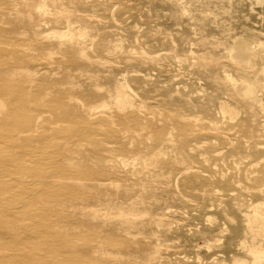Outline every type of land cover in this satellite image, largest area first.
I'll return each mask as SVG.
<instances>
[{
  "label": "rangeland",
  "instance_id": "1",
  "mask_svg": "<svg viewBox=\"0 0 264 264\" xmlns=\"http://www.w3.org/2000/svg\"><path fill=\"white\" fill-rule=\"evenodd\" d=\"M8 1V6L1 7L6 11L0 10L7 12L0 17L5 27H0L8 29L6 20L18 18L17 32L9 38L11 44L17 43L14 40L22 44L16 49L17 56L25 55L26 50L31 56L24 60L32 62L26 67L32 77L24 71L16 72L12 79L18 86L11 92L27 102V115L32 114L33 120L37 117L39 126L32 125L28 134H18L20 140L9 141L3 139L5 131L0 125L1 152L30 151L31 156L25 158L27 164L39 165L45 176L52 173L55 188L38 187L42 195L32 201V207L23 206L17 196L3 197L2 210L12 219L0 215V233L7 232L0 237V245L6 244L0 248V264H264V257L255 262L254 255L245 248L248 240L240 244L245 229L253 238L252 244L264 247L261 224L252 216L255 205L264 202V0ZM38 7L49 12L48 20L39 18ZM60 8L75 14H70L68 23L52 16L53 9ZM182 11L186 13L182 15ZM71 28L85 31L87 40L96 47L84 50L91 65L80 67L82 74L78 66H70L67 77L62 73L65 66L60 65L70 62L68 50H61L60 41L66 39H58L57 35H67ZM116 45L121 51L112 50ZM39 46L44 47L43 51L32 57ZM142 51L147 56H158L157 64L139 60L136 56ZM201 56H212L221 63L219 90L209 81L213 71L199 65ZM38 59L44 60V68ZM59 59L62 61L57 64ZM97 61L103 65L93 66ZM241 61L252 66L249 69ZM34 63L37 65L32 66ZM95 75L114 76L119 81L124 75L128 77L124 89L133 107L123 110L113 99H104L103 104L92 105V113L83 98L94 91L90 79ZM246 81L255 83L254 99L246 102L247 107L241 98ZM61 89L66 94H58ZM97 90L103 92L106 88L99 86ZM223 98L224 104L237 113L233 119L217 107ZM3 99L7 102V97ZM158 134L163 140L154 142ZM164 138L172 139L175 146L172 148ZM127 141L131 143L128 148ZM107 142L114 143L108 144V151H120L107 153L116 160L104 173V177H110H100L105 185L99 186L91 176L102 173L104 167L93 153V146H106ZM144 154L148 155L146 160ZM174 157L184 161L182 167L180 162L173 163ZM16 181L30 185L36 179L20 172ZM58 193L66 198L56 201ZM31 211L39 215L37 221L29 218ZM245 215L253 221L250 229L246 228ZM16 225L30 226L38 232L28 248L16 249L25 236L15 229ZM50 244L53 250H48ZM91 249H97L96 260L90 256ZM19 256L21 262L16 260Z\"/></svg>",
  "mask_w": 264,
  "mask_h": 264
},
{
  "label": "bare ground",
  "instance_id": "2",
  "mask_svg": "<svg viewBox=\"0 0 264 264\" xmlns=\"http://www.w3.org/2000/svg\"><path fill=\"white\" fill-rule=\"evenodd\" d=\"M19 1V0H18ZM21 1V0H20ZM41 1V0H40ZM42 1H44V0H42ZM48 2L50 1H52V0H47ZM155 1V0H154ZM165 1V0H164ZM34 1L32 0V3H33ZM75 2V1H74ZM151 3L153 2V1H150ZM149 2V3H150ZM166 2H167V0H166ZM15 3V2H14ZM28 3V2H27ZM37 3V2H36ZM35 3V4H36ZM38 3H39V0H38ZM155 3V2H154ZM172 3V2H171ZM170 3V4H171ZM175 3V2H174ZM16 4V3H15ZM15 4H13L14 6H15ZM30 4V3H29ZM29 4L27 5V6H29ZM61 4V3H60ZM87 4V3H86ZM9 5V1L8 0H0V10L1 9H4V8H1L2 6L4 7H6V6H8ZM37 5L38 4H36V7H37ZM46 5V4H45ZM149 5H151V4H149ZM152 5L154 6V8H155V5L152 3ZM172 5V4H171ZM174 5V4H173ZM11 6H9V8H10ZM54 7H55V5H54ZM59 7V6H58ZM120 7H121V5H120ZM180 7V5L178 6V8ZM12 8V7H11ZM15 8V7H14ZM17 6H16V10H17ZM34 8V7H33ZM32 8V9H33ZM124 8L125 9H127V6L125 7L124 6ZM130 8V7H129ZM149 8V7H148ZM182 8V10H183V7H181ZM38 9V10H37ZM36 9V12H37V15L39 16V18L41 17V18H46L47 20H48V18H49V16H50V14H49V12H47L46 11V9H45V7L43 8V7H38ZM85 9V8H84ZM133 9V8H132ZM150 9V8H149ZM156 9V8H155ZM180 9V8H179ZM190 9V8H189ZM31 10V9H30ZM29 10V11H30ZM54 10V12H55V14L54 15H52L53 17H54V19H56V20H60V19H66L65 20V23H68V22H66V21H68V20H70L69 19V17H71L70 16V14H72L73 15V13H69V12H66V11H63V9H53ZM93 10V9H92ZM2 11V10H1ZM4 11H6L5 9H4ZM28 11V12H29ZM50 11V10H49ZM68 11V10H67ZM71 11V10H70ZM134 11V10H133ZM183 12V11H182ZM6 13L7 12H0V17L1 16H3V15H6ZM14 13V12H13ZM32 13H34V12H32ZM51 13V12H50ZM186 12L184 11L183 13H182V15H184ZM10 14V13H9ZM34 14H36V13H34ZM133 14V13H132ZM75 15V14H74ZM73 15V16H74ZM80 15V14H79ZM10 17V16H9ZM78 16L76 15V18H77ZM14 18V17H13ZM31 17H29V19H30ZM44 18V19H45ZM79 18V17H78ZM72 19V18H71ZM36 20H39L38 19V17H37V19ZM62 20V21H63ZM77 20V19H76ZM7 21V25H10L9 26V28L8 29H2L1 27H0V37L4 40L3 42H5V40H8V41H6V42H9L10 41V43H3L2 42V40L0 41V43L2 42L3 44H4V46H6V45H8V46H10V48H4V46H2V47H0V125H1V127H3L4 128V133L2 134L3 135V139H5V140H9V141H18V140H20L19 138H17V136H18V134H28L29 132H31L30 131V129L32 128V125L34 126V127H37V126H39V123L37 122V120H36V118L37 117H35V119L33 120V115L31 114H28L27 115V111H29L27 108H25L24 106H26L27 105V102H25V100L24 99H22V98H19V96H17V94L15 93V94H13V92H11V90L12 89H14L16 86H18L17 85V83H15L14 81V79H12V77H13V75L16 73V72H21V71H24V73H26L27 75H29V76H31L32 77V75H31V73L28 71V69L26 68L27 67V65L29 64L30 65V63H32V62H30V63H27L24 59H27V60H29V56H31V55H27V52H26V50H24V53H25V55H23V56H21V57H19V56H17V48L18 47H22V44H19V42L20 41H16V40H14V42L16 43V44H14L13 42V44H11V39L9 38V36L11 35V36H15V34H16V32H17V30H16V26H17V24H18V18H16V19H12V20H10V19H8V20H6ZM44 22H46V20H43ZM73 21H74V17H73ZM72 20H71V22H73ZM86 21V20H85ZM50 22V21H49ZM56 22V21H55ZM3 23V22H2ZM10 23V24H9ZM17 23V24H16ZM58 23H60V22H58ZM57 24V23H56ZM105 24V23H104ZM0 25H3V24H0ZM16 25V26H15ZM95 25V24H94ZM116 25V24H115ZM202 25V24H201ZM4 27H5V25H3ZM67 26H69V25H67ZM100 26H102V25H100ZM203 26V25H202ZM201 26V27H202ZM18 27V26H17ZM27 27V26H26ZM82 27H84V26H82ZM198 27H200V26H198ZM67 28H69V27H67ZM88 28V27H87ZM202 29V28H201ZM27 31L28 30H30V29H26ZM26 31V32H27ZM31 31V30H30ZM32 32V31H31ZM35 32V34L37 33L36 31H34ZM69 34H60V35H57L58 36V39H61V38H65L66 40H64V41H60L61 43H62V48H61V50L63 51V49H66V50H68V52H69V55H68V58L70 59V62H61L60 63V65L61 66H65V69L63 70V74L65 73V75L68 73V68L71 66V67H77L78 69L80 68V67H87V66H90L91 65V63H89L88 62V59L86 58L87 56V54H85L86 52H84V50L85 49H87L88 47H89V50L91 51V50H93V48H95L96 47V44H94V42H92V40H87V37H88V34L85 32V31H82L81 29H79V28H76V29H70L69 31ZM28 33V32H27ZM61 33H62V31H61ZM130 34V33H129ZM133 34V33H132ZM33 35V34H32ZM25 36V35H24ZM28 36V35H27ZM35 36V35H34ZM92 36V35H91ZM90 36V37H91ZM35 37H37V36H35ZM93 37V36H92ZM91 37V38H92ZM5 38H8V39H5ZM46 38H48V37H46ZM152 38V37H151ZM44 39V38H43ZM166 39V38H165ZM181 39V38H180ZM205 39V38H204ZM204 39L202 38V41H201V44H203V43H205L206 41H204ZM36 40V39H35ZM46 40V39H45ZM54 40H57V38L56 39H54ZM164 40V39H163ZM150 41V40H149ZM44 42V41H43ZM43 42H40V43H43ZM59 42V41H58ZM58 42H56L57 43V45L59 44ZM117 42V41H116ZM1 43V44H2ZM22 43V42H21ZM35 43H37V42H35ZM39 43V42H38ZM45 43H47V42H45ZM187 43V42H186ZM0 44V45H1ZM6 44V45H5ZM24 44V43H23ZM34 44V43H33ZM114 44V43H113ZM112 44V45H113ZM160 44V43H159ZM184 44V43H183ZM199 44H200V42H199ZM206 44V43H205ZM232 44V43H231ZM111 44H109V46H110ZM163 45V44H162ZM185 45V44H184ZM121 46V45H120ZM203 46H204V44H203ZM202 46V47H203ZM57 47V46H56ZM12 48V50H8V49H11ZM26 48V47H25ZM43 48L44 47H42V46H39V47H35L34 48V51L35 52H33V54H32V57H33V55H34V58L35 57H38L39 55V52H42L43 51ZM118 48H119V46H114L113 48H112V50L113 51H117L118 50ZM230 48V50L231 51H234L233 50V48L232 47H229ZM46 49V48H45ZM58 49H60V48H58ZM97 49V48H96ZM109 49V48H108ZM108 49H106L105 48V51H108ZM47 50V49H46ZM53 50V49H52ZM55 50V49H54ZM53 50V51H54ZM119 50H120V48H119ZM59 50H57V52H58ZM121 51V50H120ZM181 51V50H180ZM110 52V51H109ZM50 53V52H49ZM55 53H56V50H55ZM108 53V52H107ZM230 53V52H229ZM106 54V53H105ZM116 54V53H115ZM122 54V53H121ZM52 54H50V56H51ZM114 55V54H113ZM160 55V54H159ZM42 56V55H41ZM44 56V55H43ZM109 56V55H108ZM111 56V55H110ZM249 56V55H248ZM31 57V58H32ZM47 58H49V56H46ZM53 57V56H52ZM136 57H138V59L139 60H142V61H147V62H151L150 64H153V63H156L157 61H158V56H156V57H152V56H147L146 55V53L144 52V51H142V52H140V53H138L137 54V56ZM210 57V56H209ZM250 57V56H249ZM44 58H45V56H44ZM51 58V57H50ZM229 58H230V56H229ZM236 58V57H235ZM239 58H241L240 56H239ZM37 59V58H36ZM52 59V58H51ZM56 59H58V58H56ZM199 59V65L200 66H205V67H209L210 68V71L212 70L213 71V73H212V71H211V73H212V75L211 76H209V81H210V83H212V84H214V86H216V88L218 87L217 86V77H219L220 75H218V72H221L220 71V69L222 68L223 69V67L221 66V63H219L218 61H216L214 58H212V56L208 59V58H206L205 56H201V57H199L198 58ZM217 59V58H216ZM62 61V59H59L58 61H56L57 62V64H59L58 62L59 61ZM99 60V59H98ZM229 60H231V59H229ZM238 60V59H237ZM38 61H39V59H38ZM44 60H40L39 62H40V67L43 65V68L45 67L44 66V64H45V62L42 64L41 62H43ZM50 61V60H49ZM53 61V60H52ZM63 61H65V60H63ZM67 61V60H66ZM93 61V60H92ZM102 61V60H101ZM38 62V63H39ZM54 62V61H53ZM104 62V61H103ZM37 63V62H36ZM47 64L46 65H48V62H46ZM50 64L52 63L51 61L49 62ZM55 64V63H54ZM68 64V65H67ZM106 64V63H105ZM157 64V63H156ZM240 64L242 65L243 64V66L245 65V67H247V68H249L250 69V67L252 66V65H250V63L249 62H245V61H241L240 62ZM28 65V66H29ZM33 65H37V64H32V66ZM73 65V66H72ZM93 65V64H92ZM96 65H98L99 67L101 66V65H103L102 63H100L99 61H97L96 63H95V65H93V66H96ZM231 65L232 66H236L233 62H231ZM31 66V65H30ZM29 66V67H30ZM61 66H60V68H61ZM39 67V68H40ZM229 67V66H228ZM42 68V67H41ZM93 68V67H92ZM105 68V67H104ZM117 68V67H116ZM208 68V69H209ZM82 69V68H81ZM86 69V68H85ZM84 69V70H85ZM245 69V68H244ZM60 70V69H59ZM83 70V69H82ZM82 70H80L79 69V72L81 73V72H83ZM90 70V69H89ZM87 71V72H89V73H92V71L90 72V71ZM263 71V73H264V68L262 69ZM38 70H36L35 72H37ZM106 71V70H105ZM254 71V70H253ZM57 72V71H56ZM78 72V71H77ZM77 72H75V74L77 73ZM205 72V71H204ZM206 72H209V71H207L206 70ZM224 72V71H223ZM243 72V71H242ZM38 73L39 72H37V74L36 73H34V75L36 74V75H38ZM107 73L109 74V70L107 71ZM33 74V73H32ZM82 74V73H81ZM84 74V73H83ZM103 74V73H102ZM134 74H135V72H134ZM223 74V73H222ZM90 75V74H89ZM105 75H107V74H105ZM41 76V75H40ZM43 76V75H42ZM67 77L68 76H70L69 74L68 75H66ZM85 76V75H84ZM204 76V75H203ZM73 77H75V76H73ZM81 77V76H80ZM116 77V76H115ZM142 77V76H141ZM226 76H224V78H225ZM228 77V76H227ZM227 77H226V80H227ZM14 78V77H13ZM91 78L92 79H90V80H92L91 82L93 83V87H94V91H89V93H87V98L86 99H84L83 98V100L85 101V103H86V107L87 108H90L91 109V107H93L92 105H94L95 103H97V102H101L100 104H103V101H104V99H107V100H110V99H113L114 100V102H115V104L117 105V106H119L121 109H123V110H125V108L128 106V107H130V106H132V104H131V102H130V100H129V95H128V93H127V91L124 89L125 88V86H124V83H126L125 85H127L128 83H127V79L126 78H128V77H125V75H124V80H121V81H119V80H116L115 78H114V76H105V77H102V76H99V75H95V76H91ZM123 78V77H122ZM206 78V77H205ZM220 78V77H219ZM80 79V78H79ZM83 79V78H82ZM86 79H87V77H86ZM138 79V78H137ZM85 80V79H84ZM125 80H126V82H125ZM225 80V79H224ZM225 80V81H226ZM71 81V80H70ZM80 81V80H79ZM78 81V82H79ZM123 81V82H122ZM131 81V80H130ZM208 81V80H207ZM228 81H229V77H228ZM72 82H74V81H72ZM71 82V83H72ZM78 82H77V84H78ZM81 82V81H80ZM89 82V81H88ZM87 82V83H88ZM132 82H134V79L132 80ZM70 83V84H71ZM84 83V82H83ZM90 83V82H89ZM91 83V84H92ZM208 83V82H207ZM209 83V84H210ZM225 83V82H224ZM68 84H69V82H68ZM73 84V83H72ZM81 84V83H80ZM211 84V85H212ZM74 85V84H73ZM72 85V86H73ZM90 85V84H89ZM228 85H229V83H228ZM78 86H79V84H78ZM83 86H84V84H83ZM101 87V86H103V87H105L106 88V90L105 91H103V92H98V90H97V88L98 87ZM128 86V85H127ZM126 86V87H127ZM245 86L246 87H243L242 89H241V92H242V97L241 98H243V102H242V104H245L246 102H248V101H251L252 102V99H254V97H252L253 95V87L255 86V83H254V81H252V82H245ZM222 87H224V86H222ZM229 87V86H228ZM234 87V86H233ZM18 88V87H17ZM78 88V87H77ZM84 88V87H83ZM235 88V87H234ZM72 89V88H71ZM75 89V88H74ZM80 89H81V87H80ZM218 89V88H217ZM216 89V90H217ZM221 89V88H220ZM233 89V88H232ZM237 89V88H236ZM75 90H77V89H75ZM78 90H79V88H78ZM82 90V89H81ZM101 90V89H100ZM102 90H103V88H102ZM219 90V89H218ZM217 90V91H218ZM59 91V93L58 94H60L61 96L63 95V94H66L65 93V91H64V89H61V90H58ZM161 91V90H160ZM234 91H237V90H234ZM71 92V91H70ZM221 92V91H220ZM232 93V92H231ZM233 94H234V92H233ZM237 94H238V92H237ZM218 95V94H217ZM129 96V97H128ZM238 96H240V95H238ZM3 97H7V102L6 101H4V99H3ZM64 97V96H63ZM72 97V96H71ZM62 97H60V99H61ZM97 98H99V100L97 99ZM74 99H76V98H73V100ZM224 99L225 98H223V100H222V102H219L220 104H218V105H220V106H218L217 105V107H220V111L224 114V115H228L229 116V118H231V119H233L232 117L233 116H235L237 113H236V111L235 110H233L231 107V109L230 108H228V106H229V104H228V106H226L225 104H224ZM239 99V98H238ZM69 100H71V98H69ZM187 100V99H186ZM234 100V99H233ZM75 101H77V99L75 100ZM131 101H132V99H131ZM189 101V100H188ZM238 101V100H237ZM239 101H240V99H239ZM108 102V101H107ZM241 102V101H240ZM245 102V103H244ZM250 102V103H251ZM256 102H258L257 101V99H256ZM82 105H83V103L82 102H80ZM106 103V102H105ZM199 103V102H198ZM77 104H79L78 102H77ZM76 104V105H77ZM187 104H189L188 102H187ZM240 104V103H239ZM71 105V104H70ZM69 105V106H70ZM75 104L74 105H72L73 107L74 106H76ZM133 105H134V103H133ZM193 105V104H192ZM247 103H246V107H247ZM71 106V107H72ZM84 106V105H83ZM186 106V105H185ZM81 106H78V110L80 109L81 111H82V109L80 108ZM97 107V106H96ZM105 107V106H104ZM133 107V106H132ZM131 107V108H132ZM140 107V106H139ZM138 107V108H139ZM143 106L141 105V108H142ZM85 108V107H84ZM106 108V107H105ZM130 108V109H131ZM193 108H195L194 106H193ZM187 109L188 110H192V108L191 107H189L188 108V106H187ZM79 110V111H80ZM93 109H91V111H92ZM107 110V109H106ZM134 110V109H133ZM133 110H131V111H133ZM136 111H137V109H135ZM196 110V109H195ZM205 110V109H204ZM207 110V109H206ZM262 110H264L263 108H262ZM105 111V110H104ZM118 110L116 109V112H117ZM203 111V110H202ZM261 111V110H260ZM97 112V111H96ZM102 112V111H101ZM106 112V111H105ZM121 112V111H120ZM128 112V111H127ZM139 112V111H138ZM84 113V112H83ZM92 113H93V111H92ZM99 114H101L100 112H98ZM98 113H96V114H98ZM103 113V112H102ZM106 113H108V112H106ZM192 113V112H191ZM204 113V112H203ZM206 113H207V111H206ZM250 113V112H249ZM264 113V112H263ZM90 113H88V114H86V116H88ZM95 114V113H94ZM99 114L96 116V115H94V117L96 116V117H98L99 116ZM109 115H110V113H108ZM107 114V115H108ZM201 114V113H200ZM247 114V113H246ZM118 115V114H117ZM119 115H121V114H119ZM199 115V114H198ZM103 116V115H102ZM112 115H110V117H111ZM171 116V115H170ZM247 116H248V114H247ZM89 117H90V115H89ZM94 117L92 118V119H94ZM95 117V118H96ZM104 117V116H103ZM107 117V116H106ZM121 118H123L124 119V117H123V115L122 116H120ZM119 117V118H120ZM131 117V116H130ZM250 117V116H249ZM254 117V116H253ZM99 118V117H98ZM100 118H102V117H100ZM107 118H109V117H107ZM120 118V119H121ZM182 118V117H181ZM188 118V117H187ZM226 118V117H225ZM89 119V118H88ZM112 119V118H111ZM114 120H115V118H113ZM254 119V118H253ZM32 120V121H31ZM122 120V119H121ZM125 120V119H124ZM172 120V119H171ZM187 120V119H186ZM246 120V119H245ZM245 120H243V121H245ZM132 121V120H131ZM188 121H189V119H188ZM194 121V120H193ZM111 122V121H110ZM196 122V121H195ZM242 122V121H241ZM250 123L252 122V121H249ZM172 123V122H171ZM183 123H185V122H183ZM203 123V122H202ZM244 124H246V121L245 122H243ZM97 124V123H96ZM240 124V123H239ZM91 125V124H90ZM99 125V124H98ZM177 125H178V123H177ZM185 125H187V124H185ZM101 126V125H100ZM94 127V126H93ZM140 127V126H139ZM171 127V126H170ZM202 127V126H201ZM213 127V126H212ZM238 127V126H237ZM242 127V126H241ZM186 128V126L183 128V129H185ZM208 128V127H207ZM215 128V127H214ZM249 128V127H248ZM90 129H93V128H90ZM97 129V128H96ZM205 129H206V126H205ZM209 129V128H208ZM95 130V129H94ZM171 131H172V129H171ZM174 131V130H173ZM248 131V130H247ZM249 131H251V130H249ZM190 132V131H189ZM199 133V132H198ZM125 134H127L126 132H125ZM122 136V135H121ZM128 136H129V133H128ZM163 136V135H162ZM123 137V136H122ZM126 137H127V135H126ZM131 137V136H130ZM177 137V136H176ZM180 137H181V134H180ZM179 137V138H180ZM142 137H140L139 139H141ZM167 138V137H166ZM166 138H164L165 139V141L167 142V143H169V145L171 144L172 145V148L175 146V142H173V140L171 139H167L166 140ZM185 138V137H184ZM144 139V138H143ZM124 140H126V139H124ZM155 140H156V142H159V141H161V140H163V138L161 137V136H159V134H158V136H156V138L154 139V142H155ZM179 140V139H178ZM115 141V140H114ZM131 141V140H130ZM133 141V140H132ZM139 142H142V141H140V140H138ZM113 142V141H112ZM112 142H107V147L105 146V145H97V144H95V146H93V153H95V156L97 155V158H98V160H99V162H100V164L104 167V170H103V172L102 173H100L99 175H96V176H91L92 178L91 179H94V181H96V185H99V186H101V184H103V182L105 183V181L104 180H102V179H100V177H103V178H105L106 177V179H107V177L109 178L110 176H107V174H106V176L104 177V173L105 172H107V171H109V167L111 168V166H113V160H114V158H115V160H116V157H114L113 155H108V154H111V151L114 149H116L117 151H120V150H118L117 148H113L111 151H108V149L110 150V148H108V144H110V145H112V144H114V143H112ZM117 142V141H116ZM128 142V141H127ZM134 142V141H133ZM144 142V141H143ZM142 142V143H143ZM153 142V143H154ZM130 142H128V144L127 145H125V146H127V148H128V145H131V143L129 144ZM145 143V142H144ZM195 143V142H194ZM116 144V143H115ZM137 144V143H136ZM146 144V143H145ZM180 144V143H179ZM118 145H119V143H118ZM123 145V144H122ZM140 145V144H139ZM143 145V144H142ZM162 145V144H161ZM165 145V144H164ZM163 145V146H164ZM169 145H167V146H169ZM106 147V149L107 150H105V148H103V147ZM133 146V145H132ZM146 146V145H145ZM118 147V146H117ZM123 147V146H122ZM119 148V149H123V148ZM141 147V146H140ZM139 147V148H140ZM149 147V146H148ZM177 147V146H176ZM64 148H65V146H64ZM112 148V147H111ZM130 148V147H129ZM133 148V147H132ZM138 148V149H139ZM156 148H158V147H156ZM168 148V147H167ZM171 148V149H172ZM134 149V148H133ZM1 150H3V148H0V215L3 217V218H8L9 216H10V219H12L11 218V215H9V214H4V212H3V210H2V208L4 207L3 206V204H5L4 202H3V197L4 198H8V197H11V198H15V196H17V197H19L18 199H19V201H20V203L23 205V206H25V207H32L33 205V200L34 199H37L38 198V196L40 195H42V191H39V189H38V187H40V188H42V189H44V188H52V187H54L55 188V183H54V178H53V174L52 173H49V174H47V176H45V173L42 171V169H41V167L39 166V165H36V164H33V166H30L29 164H27V162H26V160H25V158H27L28 156H31V155H29V152L30 151H27V150H25L24 151V153H16V154H14V152H12V153H8V154H3L2 152H1ZM126 150V149H125ZM162 150V149H161ZM176 150H177V148H176ZM194 150V149H193ZM127 151V150H126ZM140 151V150H139ZM154 151H156V150H154ZM171 151V150H170ZM174 151H175V149H174ZM182 151V150H181ZM178 152V151H177ZM106 153V154H105ZM108 153V154H107ZM124 153V152H123ZM126 153V152H125ZM130 153V151L128 152V154ZM136 153V152H135ZM139 153V152H138ZM176 152H173V155L175 154ZM179 153V152H178ZM184 153V152H183ZM186 153L188 154V152L186 151ZM185 153V154H186ZM137 154V153H136ZM136 154H134V155H136ZM146 154V153H145ZM144 154V157H145V160H146V156H148V155H145ZM152 154H153V152H152ZM137 155H140V153L139 154H137ZM179 155V154H178ZM178 155H177V158H178ZM182 155V154H181ZM184 155V154H183ZM189 155V154H188ZM187 155V156H188ZM151 156V155H150ZM186 156V155H185ZM184 156V157H185ZM186 156V157H187ZM128 157V156H127ZM135 157H137V156H135ZM181 157V156H180ZM129 158V157H128ZM136 159V158H135ZM138 159V158H137ZM155 159V158H154ZM180 159V158H179ZM181 159H182V157H181ZM186 159V158H185ZM114 160V161H115ZM143 160L144 159H142V162H143ZM149 160V159H148ZM151 160V159H150ZM149 160V162H151ZM173 160V163L175 162V161H177L178 163L180 162L178 159L176 160L175 159V157H174V159H172ZM122 161H123V159H122ZM157 161V160H156ZM192 161V160H191ZM190 161V162H191ZM68 162V161H67ZM142 162H140V163H142ZM146 162V161H145ZM144 162V163H145ZM148 162V161H147ZM148 162V163H149ZM182 162L184 163V161L182 160ZM182 162H180L181 163V167H182ZM186 162V161H185ZM120 163V162H119ZM119 163H117V165L119 164ZM122 163V162H121ZM124 163H126V162H124ZM152 163V162H151ZM150 163V164H151ZM157 163V162H156ZM177 163V164H178ZM112 164V165H111ZM127 164V163H126ZM188 164V163H187ZM143 165V164H142ZM175 165V164H174ZM179 165V164H178ZM177 165V166H178ZM116 166V165H115ZM122 166V165H121ZM147 166V165H146ZM180 166V165H179ZM174 167V166H173ZM180 167V168H181ZM184 167V166H183ZM114 168V167H113ZM117 168H119V167H117ZM262 168H264V167H262ZM183 169V168H182ZM189 169V168H188ZM187 169V170H188ZM190 169H191V167H190ZM189 169V170H190ZM184 170V169H183ZM182 170V171H183ZM261 170V169H260ZM186 171V170H185ZM20 172H26L28 175H29V177H35V179H36V181L33 183V184H30V185H24V184H27V183H22V182H19V181H16V177H17V175H19V173ZM184 172V171H183ZM182 172V173H183ZM189 173L191 172V171H188ZM264 171H262V173H263ZM188 173V174H189ZM259 173H261V172H259ZM168 174V173H167ZM187 174V173H186ZM161 176V175H160ZM262 176V175H261ZM95 177V178H94ZM113 178V177H112ZM262 178H264V176L262 177ZM261 178V179H262ZM90 179V178H89ZM115 179H117V178H115ZM261 179H260V181H261ZM88 180V179H87ZM182 180V179H181ZM257 180V179H256ZM109 181V180H108ZM108 181H106V182H108ZM116 181V180H115ZM111 183V182H110ZM109 182L107 183V184H110ZM262 183V182H261ZM91 185V184H90ZM103 185H105V184H103ZM262 185H263V183H262ZM18 191L17 193H14L13 192V187ZM256 189V188H255ZM264 190V189H263ZM71 191H73V189L71 190ZM262 191V190H261ZM74 193V192H73ZM72 193V194H73ZM256 193V192H255ZM46 193H44L43 195H45ZM71 194V195H72ZM256 194H259V192L258 193H256ZM91 196H93V195H91ZM66 197H65V195H62V194H60V193H58L57 194V196L55 197V199H56V201H61V200H64ZM95 199H96V197H95ZM93 200V199H92ZM233 201V200H232ZM242 201V200H241ZM235 202V201H234ZM259 209V210H258ZM90 210V209H89ZM254 213H253V215L252 216H254L253 218H254V221H259V223L261 224V228H262V230L264 231V202L263 203H257V205H255V208H254V211H253ZM95 214V213H94ZM38 214H36L35 212H30V214H29V218H31L32 220H34V221H37L39 218H38ZM245 221H246V228H249L250 229V225H252L253 223V221H251L250 219H249V216L247 217V215H245ZM104 221V220H103ZM159 221V220H158ZM161 222V221H160ZM94 224H95V221L93 222ZM162 223H163V221H162ZM97 224V223H96ZM100 224V223H99ZM91 225V224H90ZM102 225V224H101ZM17 226V225H16ZM93 226H96V225H93ZM244 226V225H243ZM91 227H92V225H91ZM17 231H19V229L20 230H22L23 231V233L25 234V236H24V238H23V240H20V243L18 244V246H15L16 247V249H18L19 250V247L20 246H24L25 248H28L29 247V245H28V243H30L31 242V240H33L35 237H36V235H39L38 234V232H36V231H32L31 230V227L30 226H24V225H18L16 228H15ZM253 229V228H252ZM248 230V229H247ZM221 231H222V229H221ZM255 231V230H254ZM263 231L261 232L262 234H264L263 233ZM250 232H252V231H250ZM7 232L6 231H2L1 233H0V237L1 236H3V234H6ZM244 238L243 239H241V241L242 240H244L245 241V239L246 240H248V246L247 247H245L246 249H248V251H249V253L251 252L253 255H254V260H255V262L258 260V259H260L261 257H264V247L262 246V245H260L259 243V245L257 244V245H254V244H252L253 243V238L252 239H250V235H249V231H245V229H244ZM254 233H256V232H254ZM254 235H257V233L256 234H254ZM261 237V236H260ZM263 240H264V237H263ZM244 241H242V242H240V244L242 243V244H244ZM255 243H256V241H254ZM260 242V241H259ZM262 244V243H261ZM57 245V244H56ZM241 246V245H240ZM4 247H6V244H2V245H0V248L1 249H3ZM52 248H55L54 246H52V244H50L49 246H48V250H53ZM97 249H91L89 252H90V256H92L95 260H96V256H95V253H97V252H95ZM144 250H142V252H143ZM247 253V252H246ZM251 254V255H252ZM253 257V256H252ZM17 260V262H21L22 261V258H20V256H19V258L18 259H16ZM16 260H14V262L16 261Z\"/></svg>",
  "mask_w": 264,
  "mask_h": 264
}]
</instances>
